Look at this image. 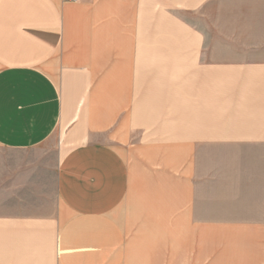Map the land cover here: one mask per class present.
Instances as JSON below:
<instances>
[{"label": "crops", "instance_id": "1", "mask_svg": "<svg viewBox=\"0 0 264 264\" xmlns=\"http://www.w3.org/2000/svg\"><path fill=\"white\" fill-rule=\"evenodd\" d=\"M256 1L0 0V264H264Z\"/></svg>", "mask_w": 264, "mask_h": 264}, {"label": "rangeland", "instance_id": "2", "mask_svg": "<svg viewBox=\"0 0 264 264\" xmlns=\"http://www.w3.org/2000/svg\"><path fill=\"white\" fill-rule=\"evenodd\" d=\"M257 4L256 0H223L222 10L217 12L209 11L206 17L207 23H218L225 26L232 25H246L250 22H263V15L257 12L254 5ZM224 34H231V32L225 31ZM66 148L65 145L59 144V150Z\"/></svg>", "mask_w": 264, "mask_h": 264}]
</instances>
